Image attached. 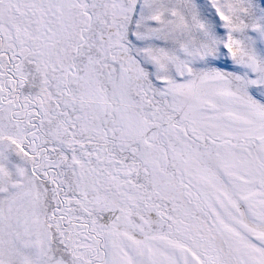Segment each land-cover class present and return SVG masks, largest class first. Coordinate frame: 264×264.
<instances>
[{
    "label": "snow or ice",
    "instance_id": "6c2138e0",
    "mask_svg": "<svg viewBox=\"0 0 264 264\" xmlns=\"http://www.w3.org/2000/svg\"><path fill=\"white\" fill-rule=\"evenodd\" d=\"M0 264H264V0H0Z\"/></svg>",
    "mask_w": 264,
    "mask_h": 264
}]
</instances>
